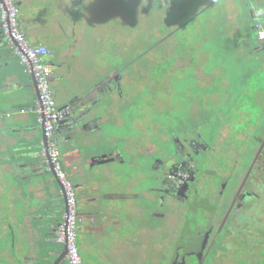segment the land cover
<instances>
[{
  "label": "rangeland",
  "instance_id": "1",
  "mask_svg": "<svg viewBox=\"0 0 264 264\" xmlns=\"http://www.w3.org/2000/svg\"><path fill=\"white\" fill-rule=\"evenodd\" d=\"M167 1L169 2L168 6H161L159 2H154V0H129V5L132 4V6L129 7V13L127 14L126 10H124L125 13L123 15H115L113 18L114 25H118L121 28L123 27V31L120 32L122 40L116 39L115 36V40H113L115 42L108 40L104 43L105 46L97 47L99 55L104 57L100 58L99 62V65L101 64L103 68H105L102 73H107L109 76L111 71L117 69L116 71L122 72L123 76L128 74V77L130 75L127 79L129 85L134 87L135 82H137L138 88L141 89L139 92L143 91L144 93L143 98L138 93L137 97L134 99V93L129 91V95L132 94V99L128 101L129 115L132 113L133 119L136 122L139 118L140 110H143V118H145V120L147 117L156 119L159 114L150 113V111L153 108L160 109L162 105L169 104V93H161V100H159L156 93L153 94L149 88L147 90V81H145L144 77L151 74L153 82L154 79L158 78V74L160 73V80H157L156 86L161 88L163 84V86L169 87V84H171V86L176 88L182 87L185 91L191 93V102H202V104L207 106L203 112H195V115L199 114L200 117L205 116L208 121H200L195 117L194 122L200 127L196 126L194 129L208 142L219 137V129L222 126L230 124L231 114L233 112H235L236 116L239 112L246 113L247 107L252 101L257 104L251 112L252 117L257 116V123L264 124V116L261 115L262 109L264 110V97H262V95L259 96L261 99H258L256 102L249 94L242 93L240 95V93L235 90V88H238L241 92L245 89V91L250 93L253 89L259 87L257 85L258 80L264 78V49L250 54L244 53L247 50L246 40L249 41L250 45H256V41L252 35L253 24L257 23L264 27V0H217V2L215 0L216 3L213 6L198 14L195 13L199 11L201 5H206L209 1L210 3H214V0H166V2ZM123 3L126 7L124 0ZM228 3L231 5L227 6ZM232 14L233 21L229 22L227 18H230ZM224 15H227V17L224 18ZM222 16L223 19L219 23V27L216 28L217 31L213 32V20ZM98 27L101 31H109V28H105L102 24ZM218 34L220 37H218ZM242 37L243 39H241ZM236 40L241 41L240 44L236 47H230V44L232 42L236 43ZM93 42L94 39L92 37L91 43L93 44ZM8 50L9 46H5L1 51L4 52ZM104 51H106V54H104ZM202 52L203 54H201ZM142 53H146L147 56L143 57L138 62L131 63L130 61L129 63L131 57L134 58ZM202 57H204L205 60H203ZM188 58H190L188 66L185 65L177 70L178 62ZM128 64L129 66L127 68ZM11 65H19L21 69L25 71V68L19 61L11 62ZM4 67L5 66H0V73L1 69ZM116 71H114V75ZM24 76L26 84L23 88L16 91V94L11 91L5 94V92L0 89V116L3 117L6 115L7 112L5 111L11 107L10 104L13 102V99L14 101L17 100V98L21 99L24 95L31 97L34 93L33 89L29 87L31 80H33L32 76L28 73ZM167 76L171 77L168 78L170 80H163ZM196 77H199L201 81L202 79L204 80L205 77L207 81H205L204 85L199 84V82L197 84ZM138 78L139 80H137ZM104 80H102L101 83ZM2 81L3 80H1L0 84H3L5 87L6 81ZM165 82H167V84H164ZM196 85H199L198 88L200 89H206L204 91H202V89L197 91ZM124 92L125 90L123 94ZM237 95L238 98H236ZM35 96H37L36 92ZM53 96L55 99L54 93ZM109 97L112 100H119V93L111 92V96ZM188 97H185L181 103H186ZM118 102L120 104L122 103V101ZM245 102H247V104L243 105ZM93 108L94 107H92V109ZM95 109L99 111V113L102 110L107 112L106 106L100 103ZM134 111H137L136 115H134ZM15 115H19V113H13V118H4L3 120L0 118V128L3 129V133H5L4 125L15 127L22 125L20 122L21 120L15 117ZM29 115L33 116L36 122L37 114L35 111H27L24 118L26 119ZM228 118H230V120H228ZM124 121L126 122V119ZM204 123L205 125H203ZM207 124H209V127ZM102 126V133L95 134L91 142L88 143L90 146L88 144L85 146L86 148L88 147V149L81 152L83 156L78 160L80 162L79 167L85 162L86 158H90L92 155V153L88 152L89 150L97 152L99 150L103 151L105 148L109 151L116 149V153H123V161L125 162L123 171L121 172L124 173L125 167L128 168V161L130 160H133L135 164V171L136 166L142 164V159L137 156L131 158L126 153V148L129 146V143H123L122 141V137L126 135L124 131L125 128L113 131L112 126H110L108 130V125L105 126L102 124ZM35 133H33V135L41 140L42 132L38 131ZM103 133H105V135L102 136ZM252 134H258V131L253 130L247 132L248 138ZM137 136L138 134L135 132V138L132 139L133 142L137 141ZM6 137L7 135H5V138ZM57 138L59 137H56L54 134L52 135V139L56 142L60 154L62 169L65 173V169L63 168L64 163L61 159L63 146L59 145ZM129 140L131 141V139ZM4 143L5 145L2 151L6 152V156H11L13 158L14 149L10 148L8 141L5 139ZM251 145L255 147L254 144ZM38 146L39 149L42 148L40 145ZM161 147L166 156L168 155L167 151L172 149H169L166 145H161ZM205 160L207 162H212L213 155L208 153ZM148 164L147 161L146 165ZM10 166V164H7L6 167ZM101 168L102 166L98 167V169ZM107 168L119 170L115 164L113 166L107 165ZM70 173L75 175V170H70ZM83 173L92 176L95 170H84ZM133 173H129L128 179L124 177L123 181L120 180L119 182L111 183L115 187L119 185L127 187L126 189L122 188L120 191L124 195L134 196V199L125 200L123 203L119 201L116 203V207H120L124 210V212L118 213L123 223L118 227L119 231L112 234L113 236L118 233L122 234L123 239L128 242V244L124 245L123 249L120 250L122 253H120L118 245H121L122 240L113 239L112 237L104 235L97 240L91 237V242L84 243L81 239L77 238L76 246L80 259L82 257L84 261L83 262L81 259L82 263L89 264L92 262V259L95 258L96 254H105L108 256L107 259L100 256L98 258L99 260L97 259L93 264H184V259L180 261L173 248V244H175L174 237H176V233L181 230V218L176 215L175 217L167 216L166 219L154 217L152 214V203L144 194L143 182ZM206 173L207 172L202 173L201 177H206ZM44 174L43 179L48 180L53 177L51 172H46ZM211 179H214V169H211L209 180ZM215 181H218V177L214 179V182ZM9 184L15 188V181L10 177V173L6 175L0 174V220L4 219V212L8 211L10 214V208L6 207L10 202V194L15 198L16 190L12 191L11 189L10 191ZM215 184V186L218 187L216 182ZM104 190L113 191L109 188H105ZM21 204L22 203L19 202H17V204L12 203L13 212L18 214L21 211ZM20 215H22L21 212ZM8 218L7 215L5 221ZM256 223L262 224V221H256ZM108 230L107 234L109 235L112 230L110 228H108ZM258 231L261 232V230ZM223 232L225 233V230ZM178 237L177 234V238ZM180 238H182V234ZM8 240V237L6 239L3 237L0 242V264H5L1 258H3L2 256H4V254H7L5 252L10 248L11 244ZM17 241L21 243L26 241V239L17 238ZM126 242H124V244H126ZM183 242L185 243V247L189 243L188 240ZM242 245L244 246L240 250L242 253H253L255 258H259L258 263L264 264V242L259 244L256 250L251 249L252 247L247 244L245 245L243 243ZM132 246L136 254L131 251L130 247ZM218 246L219 245L216 243L215 250H213L212 247L210 251H207L204 256L205 264L211 263L210 259H213V256L218 253ZM13 247H15V249L11 252V256L15 263L18 264V258L15 256L17 253L21 256L20 251H18V243ZM59 247L62 248L64 246L59 244ZM111 249L114 250V253L110 256L108 251ZM181 249H183V246ZM226 253L227 251H225L224 255H228V253ZM90 258L92 259L88 262L87 260ZM216 262L217 261H212V263ZM255 264H257V262Z\"/></svg>",
  "mask_w": 264,
  "mask_h": 264
},
{
  "label": "crops",
  "instance_id": "2",
  "mask_svg": "<svg viewBox=\"0 0 264 264\" xmlns=\"http://www.w3.org/2000/svg\"><path fill=\"white\" fill-rule=\"evenodd\" d=\"M128 1L124 0L125 7L123 0H17L20 10L19 28L27 41L31 45H43L50 50L51 55L49 54L45 62L54 67L50 85L55 95L57 110L66 108L71 102H74L75 107L76 98L77 100L90 99L95 93L100 78L107 75V73H102L105 68L101 64L99 65L100 58L103 56L99 55L97 47L105 46L104 43L108 40L112 42L115 40V36L116 39L122 40L120 32L123 31V27L114 25L113 18L115 15H123L124 10L127 14L129 13V7L132 4L129 5ZM154 2H159L161 6L169 5L166 0H154ZM216 2L214 0V3L209 1L208 4L201 5L195 14L209 9ZM229 5L231 4L228 3L227 6ZM100 24L109 28V31H101L98 27ZM257 26L264 29L260 24H253L256 36ZM92 37L94 39L93 44L91 43ZM258 43L256 41L255 52L263 49ZM5 46L9 45L0 38V66H5L1 69L0 82L1 80L6 81L4 89H0L5 94L10 91L16 94L15 92L26 84L24 75L28 72L23 71L19 65H11V62H18L19 59L12 53L10 46L8 51H1ZM29 85L34 91L32 96L24 95L23 98H17L15 101L13 99L10 104L11 107L5 111L7 112L6 115L0 116L3 120L4 118H13V113H19L15 117L20 119L22 123L16 127L4 125L5 133L0 128V174L10 173V177L15 181V188L9 184L10 191L11 189L12 191L16 190L15 198L10 194V202L6 205L7 208H10V214L8 211L4 212V219L0 220V242L3 237L5 239L8 237V242L11 244L9 250L5 252L7 254H4L1 259L5 264H16L11 252L15 249L13 246L18 243V251L21 255L19 256L18 253L15 255L18 258V264H54L63 252V247H59L60 243L55 241L54 234L62 220L66 205L65 198L60 192L59 181L54 173L44 166L45 156L42 148L39 149L38 146L42 147L43 135L41 140L33 135L35 132H41L38 122L37 120L35 122L31 115L26 119L24 118L27 111H35L37 96H35L34 81L31 80ZM100 96V100L95 101L89 107H94L99 101L100 104L107 107L112 102L109 93L103 92ZM110 120L109 114L102 110V117L98 124L95 121V124L85 129L83 134L76 133L77 145L76 148L71 149L76 151L74 154L69 153L71 142L68 138L61 135L57 140L59 145L63 146L61 159L64 163L63 168L66 177L73 184L77 200V213L83 218L76 231V240L78 238L87 243L91 242V237L97 240L105 235L122 240L121 245H118V250L122 253L120 250L128 242L123 239L122 234L118 233L114 236L112 234L118 232V227L123 223L118 213L124 212V210L116 207V203L118 201L123 203L128 200V197L120 191L121 185L118 187L111 185L108 171L112 168L108 169L107 165L113 166L115 164L120 171L117 169L114 171L122 176L123 159L120 158L121 162H118V165L115 157H112L109 150L104 148L103 151L97 152L89 150L88 152L92 155L90 158H86L80 167L78 161L83 156L81 152L88 149L85 147L86 144L91 142L95 134L102 133V124L108 125L107 130L112 125ZM80 134L81 136H79ZM5 135H7L6 138ZM4 139L8 141L10 148L14 149L13 158L6 156V152L2 151L5 145ZM105 154L106 158L103 160H107L106 163L97 165L96 162H90L92 157ZM3 162L6 163L3 165ZM7 164L11 166L6 167ZM99 166L102 168L98 169ZM72 169L75 170V175L70 173ZM84 170H95V173L88 176L83 173ZM46 172H51L54 178L43 179ZM105 188L113 191H105ZM17 202L22 203L20 211L22 215L20 212L16 214L12 210V203L17 204ZM7 215L9 218L5 221ZM108 228L112 230L109 235L107 234ZM17 238H25L26 241L19 243ZM130 249L136 254L133 246ZM108 252L111 256L114 250L111 249ZM100 256L104 259L108 257L105 254H96L94 259L90 258L87 261L90 262L92 259L89 264H93ZM60 264H68V262L63 260Z\"/></svg>",
  "mask_w": 264,
  "mask_h": 264
},
{
  "label": "flooded vegetation",
  "instance_id": "3",
  "mask_svg": "<svg viewBox=\"0 0 264 264\" xmlns=\"http://www.w3.org/2000/svg\"><path fill=\"white\" fill-rule=\"evenodd\" d=\"M145 56L147 54L142 53L131 57L129 63L138 62ZM189 62L190 58L179 61L177 70L183 67L184 63L188 66ZM128 66L129 64L127 68ZM114 71H111L109 76L107 74L100 78L90 99L76 98L75 104L80 113L87 112L86 117L78 119L82 124L87 123V129L95 124V121L98 124L102 117V111L99 113L95 109L100 101L93 109L89 105L100 100L103 92L109 93V96L111 92L119 93V100L113 99L106 107V113L111 118L113 131L125 128L126 135L122 137V141L129 143L126 153L131 158H141L142 164L137 165L134 171L133 160L128 161V168L125 167V170H128H124L122 176L114 171L115 169H111L108 171L111 183L123 181L124 177L128 179L129 173L134 172L133 174L143 182L144 194L152 203L154 217L166 219L167 216L176 215L181 218V230L176 233L173 244L174 252L180 261L184 259L186 264H205V254L212 247L215 250L217 243L218 253L210 259V264H259V258H255L253 253L240 251L244 247L243 243L256 250L257 246L264 242V132L260 130L259 134H252L249 138L247 135V132L258 130L257 120L238 126L233 131L229 125H224L219 129V137L208 142L194 129L197 126L195 117L200 121H208L205 116L195 115V112H203L207 106L202 102H189V98L192 99L191 94L184 89L178 93L171 84L169 87L163 84L161 88L156 86L157 80H160L159 73L153 82L151 74L144 77L147 90L149 88L153 94L156 93L159 100L161 93H169V104L150 111L159 114L156 119L147 117L145 120L143 110H140L139 118L135 122L133 114L129 115L128 101L132 99L129 91L134 93V99L138 93L143 98L144 93L139 92L141 89L138 88L137 82L134 87L129 85L127 79L130 75L123 76V73L118 71L114 75ZM168 78L171 77L167 76L163 80ZM102 80L104 81L101 83ZM185 97H188L186 103H181ZM133 113L136 115L137 111ZM237 115L241 116L242 113ZM241 122L243 121L239 120L236 123ZM207 126L209 127V124ZM135 132L138 136L137 141L133 142ZM69 134L62 136L69 138ZM161 145L172 148L167 151V156ZM115 151L116 149L109 153L115 157L118 164L121 162L120 158L123 159V153ZM208 153L213 155L212 162L205 160ZM122 162L124 164L125 161ZM211 169H214V179L218 177V181H215L218 187L215 186L214 179L209 180ZM205 172L206 177H201ZM121 187L127 188L123 185ZM127 197L134 199V196ZM256 221H262V224H257ZM187 240L189 243L185 247L183 241ZM202 246L204 248L200 251ZM225 251L228 255H224Z\"/></svg>",
  "mask_w": 264,
  "mask_h": 264
},
{
  "label": "built area",
  "instance_id": "4",
  "mask_svg": "<svg viewBox=\"0 0 264 264\" xmlns=\"http://www.w3.org/2000/svg\"><path fill=\"white\" fill-rule=\"evenodd\" d=\"M19 7L17 0H0V30L2 40L10 46L20 63L32 76L37 97L35 112L45 142L42 152L44 166L51 170L61 185L65 198V210L62 220L55 231L54 239L66 248L68 264H83L76 247V231L83 218L77 213V200L71 181L66 177L60 161L56 142L52 139L55 125L61 120L63 112L55 107V100L50 88L53 69L45 62L50 51L43 45H31L19 28ZM257 40L264 49V30L257 26Z\"/></svg>",
  "mask_w": 264,
  "mask_h": 264
},
{
  "label": "trees",
  "instance_id": "5",
  "mask_svg": "<svg viewBox=\"0 0 264 264\" xmlns=\"http://www.w3.org/2000/svg\"><path fill=\"white\" fill-rule=\"evenodd\" d=\"M219 16V15H218ZM227 17V15H224V18H226ZM216 18V17H215ZM222 19H223V16L222 17H220V18H216V19H214L213 20V25H214V28H213V32L214 31H217V27H219V23L222 21ZM191 20H193V19H191ZM227 20L230 22V21H233V14H232V16L229 18H227ZM264 30V29H263ZM252 35H253V38H254V40L255 41H258L257 40V36H256V31L254 30V28H252ZM225 36H226V34H225ZM218 37H220L219 36V34H218ZM0 38L2 39V37H1V33H0ZM241 39H243V37L241 38ZM236 43H231L230 44V47L231 46H234V47H236V46H238V44H240V42L241 41H239V40H236L235 41ZM234 44V45H233ZM246 48H247V50L244 52V53H248V54H250V53H253V52H255V49H256V47H255V45H249V41H247L246 40ZM259 44V43H258ZM260 45V44H259ZM201 54H203V52L201 53ZM203 58V60H205V58L204 57H202ZM183 66H185V63H184V65ZM186 78H188V77H186ZM259 79V78H258ZM196 80H197V84H198V82H199V84H202V85H204V83H205V81H207V79H205V77H204V80L202 79V81H201V79L199 78V77H196ZM3 82V81H2ZM259 87L258 88H256V89H253L250 93H248L247 91H245V89H243L241 92L239 91V89L238 88H235V90H237V92L238 93H240V95L242 94V93H245V94H249L250 96H252V99L254 100V101H258V99H261L259 96H261L262 95V97H264V78H261V79H259L258 80V84H257ZM4 86H3V84H0V88H3ZM196 87V89H197V91H199V90H201L202 89V91H204L205 89H203V88H198L199 87V85L197 86H195ZM174 88H176V87H174ZM181 89L183 90V88L181 87V88H176V90H177V92L178 93H180L181 92ZM184 91V90H183ZM185 92H187V91H185ZM189 94H191V93H189ZM234 94H235V92H234ZM236 98H238V95L236 96ZM189 102H191V100H190V98H189ZM247 104V102H245V103H243V105H246ZM250 105L247 107V112L246 113H243V112H240V113H242V115L241 116H239V115H237L236 116V114H235V112H233L232 114H231V116L233 117H231V122H230V124H229V126H230V128L232 129V131H233V129L234 128H236V127H238V126H241V125H247V124H251L252 122H254V121H256L257 120V116H254V117H252V115H251V112H252V110L256 107V105L257 104H255L253 101L252 102H250L249 103ZM252 104H255V105H252ZM261 115L262 116H264V110L262 109V113H261ZM228 120H230V118H228ZM239 120H242L243 122H241V123H236L237 121H239ZM260 122V121H259ZM257 131H258V134L260 133V130H261V132H264V124H258V127H257ZM230 143V142H229ZM7 159V158H6ZM6 162H3V165L5 164ZM77 209V208H76ZM66 261H67V259H66ZM182 261V260H181ZM184 264H186V263H184ZM187 264H188V262H187Z\"/></svg>",
  "mask_w": 264,
  "mask_h": 264
},
{
  "label": "water",
  "instance_id": "6",
  "mask_svg": "<svg viewBox=\"0 0 264 264\" xmlns=\"http://www.w3.org/2000/svg\"><path fill=\"white\" fill-rule=\"evenodd\" d=\"M86 116H87V112L80 113L77 110V108L74 107V102H71L66 108H64L63 118L57 124V128H56L55 133H54V135L56 137H60L61 135L65 134V133H70L68 140L71 142L70 150H69V153H71V154L76 153L75 150H71L72 148H76V145H77V142H76L77 137L75 136V134L76 133L83 134V132H85V127L87 125V123L82 124V122H79L78 119L86 117ZM81 134L79 136H81ZM42 135H43V133H42ZM42 142L46 143L44 137H43ZM79 156H81V155L79 154ZM105 158H106V154L98 156V157H92L90 159V162H96L97 165H101V164L107 162V160L106 161L103 160ZM203 248H204V246H202L200 248V251H202ZM65 249L66 248L64 247L61 256L54 262V264H60L61 261L63 262V260L65 258V253H66Z\"/></svg>",
  "mask_w": 264,
  "mask_h": 264
},
{
  "label": "bare ground",
  "instance_id": "7",
  "mask_svg": "<svg viewBox=\"0 0 264 264\" xmlns=\"http://www.w3.org/2000/svg\"><path fill=\"white\" fill-rule=\"evenodd\" d=\"M12 53H13V51H12ZM13 54H15V53H13ZM50 55H51V53H50ZM15 56L17 57V55L15 54ZM49 56H47L45 59H47ZM19 62H20V60H19ZM21 64V63H20ZM22 65V64H21ZM23 66V65H22ZM24 67V66H23ZM52 67V69L54 70V67L53 66H51ZM25 68V67H24ZM25 71H26V69H25ZM27 72V71H26ZM53 73V72H52ZM50 88H51V86H50ZM51 91H52V88H51ZM52 94H53V91H52ZM54 97V96H53ZM55 100V99H54ZM55 107H56V104H55ZM57 109V108H56ZM34 110H35V107H34ZM59 111H61V112H63V115H64V109H61V110H59ZM62 118H63V116H62ZM61 118V119H62ZM61 121V120H60ZM59 121V122H60ZM37 122H38V116H37ZM58 122V123H59ZM57 123V124H58ZM57 124L55 125V128H54V131H53V134L55 133V130H56V128H57ZM39 125V124H38ZM39 127H40V125H39ZM40 129H41V127H40ZM42 131V130H41ZM75 242H76V240H75ZM64 246V245H63ZM65 247V246H64ZM63 247V248H64ZM77 247V246H76ZM65 252H66V249H65ZM65 257H66V259H67V252L65 253ZM67 262H68V259H67Z\"/></svg>",
  "mask_w": 264,
  "mask_h": 264
}]
</instances>
